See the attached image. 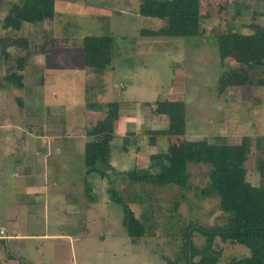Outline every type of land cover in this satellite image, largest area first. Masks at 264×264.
I'll return each instance as SVG.
<instances>
[{
    "label": "rangeland",
    "instance_id": "rangeland-1",
    "mask_svg": "<svg viewBox=\"0 0 264 264\" xmlns=\"http://www.w3.org/2000/svg\"><path fill=\"white\" fill-rule=\"evenodd\" d=\"M20 1L0 0V232L12 236L3 244L0 241V264H182L178 260L181 229L223 221L217 199L199 194L206 186L207 168L188 165V189L132 184L125 177L111 178L110 173L103 179L86 177L81 154L87 139L81 137V128L93 117L86 112L100 113L106 102H118L121 94L126 95L134 101L124 113L130 120H118L113 132L117 136L132 132L134 145H130L137 150L121 152L116 148L111 166L118 172L135 169L139 174H154L157 154L181 138H157L151 148L144 131L167 126L155 112L156 100L181 99L188 140L205 138L210 142L220 137L222 142L234 144L240 136L250 137L245 178L251 186L260 187L254 162L264 158V87L251 84L216 91L222 71L236 66L228 57L219 60L216 35L229 30L248 34L247 24L264 28V0H200V33L191 38L141 36V30L157 29L163 21L140 16V0H55L52 20L22 24L19 31L4 29L3 17L11 4ZM85 36H110L113 40L111 65L101 77L82 65L81 39ZM2 38H24L28 48L6 46ZM40 46L55 51V67L42 77L46 95L52 91L57 95L47 107L61 129L58 138L50 143L37 140L36 145L52 144L60 154H52L47 167L38 162L28 174L22 173L31 146L27 135L36 134V129L29 132L27 126L41 118V113L35 116L29 112L36 114L42 107L35 99L29 104L24 91L5 78L21 73L16 61L26 58L31 62ZM27 66L22 76L25 85L29 83ZM19 95L23 96L22 106L17 102ZM259 137L263 138L262 147L255 145ZM22 183L43 188L40 204L24 196ZM86 186L91 190L90 203ZM109 186L143 223L141 238L131 240L125 234L121 207L107 193ZM192 242L199 248L203 239L193 232ZM215 249L220 251L216 264L248 254L240 245L217 239Z\"/></svg>",
    "mask_w": 264,
    "mask_h": 264
},
{
    "label": "trees",
    "instance_id": "trees-1",
    "mask_svg": "<svg viewBox=\"0 0 264 264\" xmlns=\"http://www.w3.org/2000/svg\"><path fill=\"white\" fill-rule=\"evenodd\" d=\"M200 0H140L138 14L143 17L163 21L162 26L154 30H141L139 34L149 38H191L200 33ZM55 0H22L11 4L3 17L2 27L19 31L22 24H38L53 19ZM254 16L258 14L253 13ZM248 34L234 30L216 35L219 60L226 57L236 64L224 69L216 82V91L246 85L264 87V28L246 25ZM3 42L26 50V40L2 38ZM1 41V40H0ZM113 40L110 36H85L81 39L82 65L84 70L103 76L111 65ZM37 54H44L42 46ZM3 55H5L4 51ZM17 72L28 65L26 58L17 61ZM222 62V61H221ZM254 81L252 82V80ZM5 81L15 88L22 87L21 73H10ZM147 105V103H145ZM100 112L95 125L84 130L87 141L83 147L82 163L84 174L103 179L115 176L125 177L132 184L149 185L154 188L176 186L189 188L188 165H202L207 168L206 186L199 189L202 198L215 197L223 221L209 226L189 224L181 229V248L178 260L182 264H216L220 251L215 249V240L220 243L237 244L248 254L239 258H230L226 264H264V158L258 157L254 169L261 179L260 187H253L246 181L244 163L250 154L251 139L240 136L234 144L222 142L220 137L213 141L205 138L188 140L184 137L185 104L181 99L156 100L155 112L167 121L165 129L145 130L149 147H154L157 138H181V142L168 145L164 152L157 154V171L154 174H139L135 169L115 171L111 166V153L117 148L125 150V144L116 147L113 125L118 114L117 103H107ZM99 107V106H98ZM263 138L259 137L255 145L262 147ZM134 145V144H132ZM134 146L133 151L137 150ZM262 150V149H261ZM121 151V150H120ZM123 152V151H121ZM264 155V149L261 151ZM85 187L86 197L90 192ZM110 198L121 207V226L131 240L144 235V225L137 219L122 196L112 187L107 188ZM89 196V195H88ZM89 203L92 197L89 196ZM176 208V204H174ZM203 239L199 248L192 242V233ZM172 264L171 262H167Z\"/></svg>",
    "mask_w": 264,
    "mask_h": 264
},
{
    "label": "crops",
    "instance_id": "crops-1",
    "mask_svg": "<svg viewBox=\"0 0 264 264\" xmlns=\"http://www.w3.org/2000/svg\"><path fill=\"white\" fill-rule=\"evenodd\" d=\"M137 12H138V9H137ZM29 25H31V24H29ZM54 52L55 51H53V47H51L50 50H45L44 54H38V55L33 56L32 61L29 62L28 66L26 67L27 68V74H28L27 78L29 77V79H28L29 83L25 85L23 82V79H22V87L20 89H17V90H23L24 91L23 94L26 95V98L28 97L27 101L29 104L36 102L38 106L42 107L40 109V111H37L36 114L31 110L29 112L30 114H33L35 116L37 114L41 113V115H40L41 118L40 117L36 118L35 121L33 120L34 122L31 121L34 124L29 123L30 125L27 126V129L29 130V132H31L33 130V128L36 129V131L34 132L36 134L29 133L27 135L28 141L31 142V146H29V149L27 152L28 157L23 162L22 173L27 171V173L29 174V170L36 167L38 162H42L43 166L47 167V164L49 162V158L52 157V154H54V153L57 155L60 154V151H59V149L56 148V146H53L54 148L52 149V144H48L45 142V147H39L36 145L37 140H40V141L41 140H49V143H50L51 140L58 138L59 134H60L59 130L61 129L60 128L61 127L60 121L58 120V118L56 116L51 115V113L47 107V106H50V103L54 99L57 98V95L55 96L54 91H52L54 96L51 97L52 93L49 95H46L45 91L43 90L44 89V87H43L44 82H43L42 75H44V74L47 75L48 71H50L49 69H51V68L54 69L55 65H54V62L52 60L53 59L52 55ZM34 69L36 70V73L32 74L33 73L32 70H34ZM24 70H22V72H21L22 76L24 74ZM104 75H105V73H104ZM17 98H19V100L17 102L19 103V105L22 106L23 105V96L19 95ZM34 99H35V102H34ZM38 99L40 100V102ZM132 102H134V101H129L126 98V95L123 96V94H121L119 96V101L115 102V103H117L118 114H117L116 121L113 125L114 126L113 131L115 130V126H116V123L118 120H120V119L126 120V121L130 120V119H128L129 118L128 115L124 114V113H126L125 109H129L128 107H132ZM107 103H109V102H106V104ZM135 104H137V103H135ZM93 106L95 108V105H93ZM86 113H87V115L91 114L93 117L89 118V120H86V123H84L82 125V128H81L82 132H84L83 131L84 126L87 129V128L95 125V123L98 121L99 116H100V113L96 112V110H90V112H86ZM87 115H86V117H87ZM119 116H120V118H119ZM37 127H38V129H37ZM78 134H80V133L78 132ZM113 134H114V138L112 140V144H114L116 147H120L121 144L127 143L125 140H127L129 142V139L127 137H130L129 135H132V132L131 133H129V132L125 133L124 132L122 134V136L121 135L117 136L114 132H113ZM81 137L86 138L83 135V133L81 134ZM118 138L120 140H118ZM117 142H119V144ZM84 144H83V147H84ZM151 148H153V147H151ZM130 149L132 150L133 148L131 147V145L129 143V145L125 144V150H121V149L120 150L123 152H126V151H130ZM37 155H39V157H41V158L38 159ZM81 155H83V150H82ZM22 184L24 185V196L32 197L30 199L31 203H33L32 200H34L35 203H38L40 201L38 198H39V195L42 194L43 188L40 186L38 187V185L35 186L33 184H28V185H26L24 183H22ZM38 204H40V203H38ZM0 234H1V232H0ZM3 235L4 234L0 235V241L2 242V244L5 241H8V239L10 237H12V236H7V235L3 236ZM6 256H7L6 254L3 256L4 259H6ZM26 264H29V263L26 262Z\"/></svg>",
    "mask_w": 264,
    "mask_h": 264
}]
</instances>
